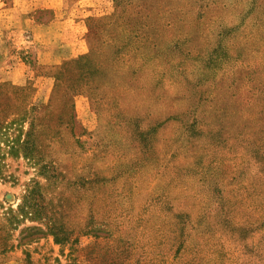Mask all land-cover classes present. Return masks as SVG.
<instances>
[{
  "label": "rangeland",
  "instance_id": "374dc122",
  "mask_svg": "<svg viewBox=\"0 0 264 264\" xmlns=\"http://www.w3.org/2000/svg\"><path fill=\"white\" fill-rule=\"evenodd\" d=\"M0 264H264V0H0Z\"/></svg>",
  "mask_w": 264,
  "mask_h": 264
},
{
  "label": "trees",
  "instance_id": "16d2710c",
  "mask_svg": "<svg viewBox=\"0 0 264 264\" xmlns=\"http://www.w3.org/2000/svg\"><path fill=\"white\" fill-rule=\"evenodd\" d=\"M121 1L122 0H115V4L118 6L121 4ZM94 28L95 26H89L88 38L93 35ZM89 50L90 52H92V48H90ZM76 72L79 76L88 79L89 76L93 73V70L91 72L89 71V64L85 60V58H83V59H79L75 61V66L72 69H70L69 65L64 66L62 70L58 71L57 75H55L54 77V90L55 91H59L62 84L64 85L63 99L68 97L69 94L71 95V94L78 93L80 90L85 91V88H81L82 84L77 79H73V75ZM88 89H92L96 91V89L92 87H88ZM51 110H52V107L50 104H46V105L39 104L38 105V114H37V117H35L34 119L36 122H38L39 135L42 133L43 128H47V123L52 120L53 112ZM68 121L69 123L75 122L73 115L72 117L68 118Z\"/></svg>",
  "mask_w": 264,
  "mask_h": 264
}]
</instances>
